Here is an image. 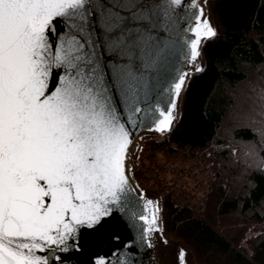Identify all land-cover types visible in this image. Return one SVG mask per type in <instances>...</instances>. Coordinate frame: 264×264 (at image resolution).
Instances as JSON below:
<instances>
[{
  "label": "snow or ice",
  "instance_id": "6c2138e0",
  "mask_svg": "<svg viewBox=\"0 0 264 264\" xmlns=\"http://www.w3.org/2000/svg\"><path fill=\"white\" fill-rule=\"evenodd\" d=\"M186 2L193 11L182 29L184 57L196 65L202 42L217 35L198 0H0V264L60 261L51 254L68 252L69 241L78 250L81 228H96L133 198L125 162L147 84L121 60L152 48L155 64L169 45L153 32ZM97 29L109 57L119 58L114 65L97 57ZM189 76L174 78L170 103L152 108L149 130L171 131ZM113 88L128 104L123 115ZM138 199L144 236L161 232L158 202L143 192Z\"/></svg>",
  "mask_w": 264,
  "mask_h": 264
},
{
  "label": "trees",
  "instance_id": "16d2710c",
  "mask_svg": "<svg viewBox=\"0 0 264 264\" xmlns=\"http://www.w3.org/2000/svg\"><path fill=\"white\" fill-rule=\"evenodd\" d=\"M208 7L217 35L203 44V71L191 76L172 130L145 140L160 156L183 150L195 179L205 181L198 210L162 197L163 230L185 262L193 253L200 264H264V125L250 116L264 118L239 110L254 104L243 93L248 82L264 93V0H209ZM133 174L150 184L137 164Z\"/></svg>",
  "mask_w": 264,
  "mask_h": 264
},
{
  "label": "water",
  "instance_id": "95a60500",
  "mask_svg": "<svg viewBox=\"0 0 264 264\" xmlns=\"http://www.w3.org/2000/svg\"><path fill=\"white\" fill-rule=\"evenodd\" d=\"M208 1L206 0L205 3V0H198V3L204 7L205 16L214 27ZM141 2L154 5V0H141ZM152 11L157 12L159 17V10L155 6H153ZM192 11L186 2L182 9L171 13L170 18H165L162 24H157L153 36L160 41L161 46L168 44L169 48L155 64L151 62L155 55L152 48L138 52L134 61L127 65L121 60L122 67L127 66L134 69L137 75L142 76L143 81L147 84V87L143 88L139 94V101L134 105V107H140L142 112L136 115L138 121L136 127L130 128L132 143L128 148L125 162L126 174L129 177L131 187L136 189V193L123 206V210L114 209L112 215L105 218L101 225L94 229L81 228L77 238L78 250L76 245L69 241L70 249L68 252H54L51 254L52 256L59 255L61 257L60 261H51V264H95V261L101 257L111 261V264H117L120 259H123L126 264H180L179 254L183 249L179 244L167 238L164 233L160 196L152 188L142 187L135 182L131 174V159L144 136L161 137L168 133L149 130L154 126L155 119L151 110L156 104H161L165 108L168 106L171 100L169 89L174 82V78L181 72L190 73L177 101L176 118L173 121L172 128L180 117L183 96L190 78L197 72L195 67L197 65L201 68L204 67L202 47L205 41L202 42L201 55L198 57L196 65L188 63L184 57L183 38L186 33L182 29L185 18L190 16ZM162 28L166 30L162 31ZM92 39L97 42L96 54L100 62L105 65H114L119 58L115 56L110 58L108 52L105 51L103 47L104 34L97 29L92 33ZM149 52H152L153 56H149ZM112 96L118 111L123 115L125 109L128 108V104L122 103L123 97L117 95L115 88L112 89ZM141 192H143L146 199L158 202L160 208L157 225L162 231L152 232L148 237L144 236V229L147 226L137 218L142 210L143 202L138 199ZM149 241L151 247L148 246Z\"/></svg>",
  "mask_w": 264,
  "mask_h": 264
},
{
  "label": "built area",
  "instance_id": "2783aa9c",
  "mask_svg": "<svg viewBox=\"0 0 264 264\" xmlns=\"http://www.w3.org/2000/svg\"><path fill=\"white\" fill-rule=\"evenodd\" d=\"M146 174L158 181L163 194L173 203H183L193 210L200 209L204 202L202 192L189 193L185 180L191 174V167L177 166L169 159H159L157 164L145 167Z\"/></svg>",
  "mask_w": 264,
  "mask_h": 264
},
{
  "label": "rangeland",
  "instance_id": "374dc122",
  "mask_svg": "<svg viewBox=\"0 0 264 264\" xmlns=\"http://www.w3.org/2000/svg\"><path fill=\"white\" fill-rule=\"evenodd\" d=\"M208 3H209V1H208ZM262 83L264 85V80L262 81ZM242 86H243V88H245V87H247V84L242 85ZM248 88H249L248 90H245V91L243 90V93L246 94L244 96L246 97V96L249 95L251 97L250 99L252 101H254V104H249L247 106L248 108H245V110H243L240 107L239 110L242 111V112H245V113L252 112L254 114H258L260 116H263V118H264V114H259L261 108L264 109V93H261L258 90V86L257 87H255V86L250 87L249 86V82H248ZM245 89H247V88H245ZM250 118L255 120V121H257L258 123H261V124L264 125V119L256 118L253 115L250 116ZM262 130L263 129H260L259 132H262ZM151 137L161 138L162 136L161 137L154 136V135H146V136H144V138L142 139L143 142L138 146L139 148L136 150V154L135 155L138 158V160L145 159L148 156V154H149V157L153 156L155 161L161 159V156H160L159 153L154 152L147 144H145V140L146 139H150ZM178 152H180V154H177L176 156H174V158L173 157H169V156H163L162 158H168L169 160H171L177 166H181V165H184V164L185 165H191L193 163L195 164L193 159L188 158L186 153L183 152V150H180ZM147 161H148V163L145 166H150V165L154 164V161H152V160H150V161L147 160ZM141 184L145 185L142 182H141ZM256 226L257 227H254L251 231H249V234H255L257 232L256 228H259V227H258V225H256ZM166 236H167V238L171 239L173 242H176L177 244H179L176 238H174V237H172V236H170L168 234ZM186 262H187V264H200L199 261L197 260V257L193 253L188 256Z\"/></svg>",
  "mask_w": 264,
  "mask_h": 264
}]
</instances>
